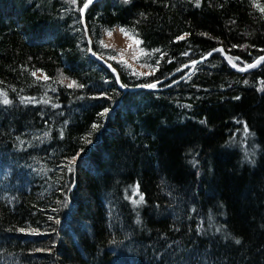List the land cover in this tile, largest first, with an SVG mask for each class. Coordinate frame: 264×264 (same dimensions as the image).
Returning a JSON list of instances; mask_svg holds the SVG:
<instances>
[{
	"label": "trees",
	"instance_id": "1",
	"mask_svg": "<svg viewBox=\"0 0 264 264\" xmlns=\"http://www.w3.org/2000/svg\"><path fill=\"white\" fill-rule=\"evenodd\" d=\"M87 1L0 0V264H264V61L125 93ZM262 8L100 0L86 25L106 59L105 31L140 40L153 74L108 59L136 87L264 55Z\"/></svg>",
	"mask_w": 264,
	"mask_h": 264
},
{
	"label": "rangeland",
	"instance_id": "2",
	"mask_svg": "<svg viewBox=\"0 0 264 264\" xmlns=\"http://www.w3.org/2000/svg\"><path fill=\"white\" fill-rule=\"evenodd\" d=\"M102 45L105 51H109V53H106L109 55L107 59L103 56L106 60L109 59L111 61L114 60L126 63L129 67H131L132 71L138 75H151L155 72V68L151 64L141 60L143 59L142 57L147 56V53L141 47L140 40L128 31L124 30L122 32L121 28L118 27L105 31L102 38ZM232 60L234 59L232 58ZM157 85L159 84H155V87ZM140 197L139 190L135 188L133 200L139 202L141 201Z\"/></svg>",
	"mask_w": 264,
	"mask_h": 264
},
{
	"label": "water",
	"instance_id": "3",
	"mask_svg": "<svg viewBox=\"0 0 264 264\" xmlns=\"http://www.w3.org/2000/svg\"><path fill=\"white\" fill-rule=\"evenodd\" d=\"M100 0H92L91 3H88V1L85 3V4H88L87 8H85L83 6L82 10H81V14H82V18H83V25H84V29H85V32H86V39H87V42H88V53H89V56L90 58L97 62L98 64H100L101 66H103L104 68H106L107 70H109L113 75L114 77L117 79V83L119 85V88L127 93V92H135V91H139V90H146V91H152V90H156L157 88L156 87H147V85H139V86H136V87H127V86H124L122 84V82L120 81V75H119V71L117 70V68L113 65V63H111L110 61L106 60L103 56L99 55L98 53H96L93 49V45H92V39L90 37V34H89V31H88V28H87V25H86V12L87 10L89 9L90 6H92L94 3L98 2ZM84 4V5H85ZM218 50H222V51H218ZM209 53H211V55H209ZM207 55H205L204 57L198 59V60H195V61H191L185 65H183L182 67H180L178 70H176L174 73H172L171 75H169L168 77L160 80L159 82H156V83H153V85L155 84H162L164 82H167L169 81L170 79H172L173 77H175L177 74H179L181 71H185V70H189L187 71V73L182 77L180 78L178 81H175V82H179L180 80L188 77L190 74L193 73L195 67L197 65H199L200 63H203L205 61H207L209 58H211L214 54H217V53H220L222 58L225 60V62L235 71L237 72H247L253 68H247V65L249 64H254L256 63V61L264 56H260L258 58H256L254 61L250 62V63H245L243 66H238L234 60H232V56L225 50V48L223 46H218L216 47L215 49H213L212 51H210ZM229 59H231L232 63L229 62ZM262 62V61H261ZM260 62V63H261ZM235 64L236 67H233L232 64ZM259 63V64H260ZM259 64H257L256 66H258ZM240 68H245L246 70L244 71H240L239 69ZM174 82V83H175Z\"/></svg>",
	"mask_w": 264,
	"mask_h": 264
},
{
	"label": "snow or ice",
	"instance_id": "4",
	"mask_svg": "<svg viewBox=\"0 0 264 264\" xmlns=\"http://www.w3.org/2000/svg\"><path fill=\"white\" fill-rule=\"evenodd\" d=\"M91 2H92V0H88V3H91ZM87 6H88V4H85V5H84L85 8H87ZM198 6H199V0H197V7H198ZM261 11L264 12V8H262ZM121 31L123 32L124 30L121 29ZM109 34H110V33H109ZM183 38H184V37L181 36V37H179L178 39H183ZM137 43H138V42H137ZM234 47H235V46H234ZM218 51H222V50H218ZM262 51H264V50H262ZM209 55H211V53H209ZM237 59H238V58H237ZM261 61H264V56L260 57V58L256 61V63L247 65V68H253V67H256V65L259 64ZM229 62L232 63L231 59H229ZM232 66H233V67H236V65H235L234 63L232 64ZM239 70H240V71H244V70H246V69H245V68H240ZM33 75H35V73H33ZM71 86H73V85L70 84L69 87H71ZM147 87H155V85H153V84H149V85H147ZM8 102H9V101H8L7 99L4 100V103H5V104H7ZM93 127H96V125H94ZM140 199L143 200V196H141ZM237 242H239V241H237Z\"/></svg>",
	"mask_w": 264,
	"mask_h": 264
}]
</instances>
